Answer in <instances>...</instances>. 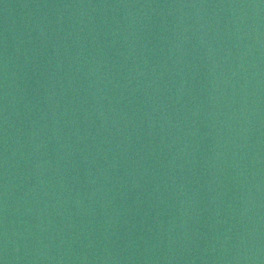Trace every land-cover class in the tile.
<instances>
[{"label":"water","instance_id":"water-1","mask_svg":"<svg viewBox=\"0 0 264 264\" xmlns=\"http://www.w3.org/2000/svg\"><path fill=\"white\" fill-rule=\"evenodd\" d=\"M0 264H264V0H0Z\"/></svg>","mask_w":264,"mask_h":264}]
</instances>
